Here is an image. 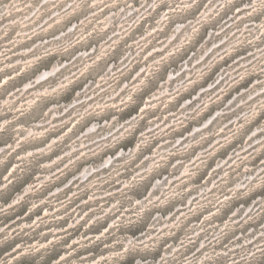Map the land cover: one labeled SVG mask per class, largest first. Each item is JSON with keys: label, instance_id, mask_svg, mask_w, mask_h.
<instances>
[{"label": "rangeland", "instance_id": "1", "mask_svg": "<svg viewBox=\"0 0 264 264\" xmlns=\"http://www.w3.org/2000/svg\"><path fill=\"white\" fill-rule=\"evenodd\" d=\"M0 264H264V0H0Z\"/></svg>", "mask_w": 264, "mask_h": 264}]
</instances>
